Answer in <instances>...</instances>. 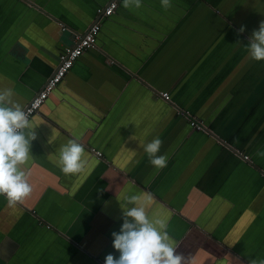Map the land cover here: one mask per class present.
Instances as JSON below:
<instances>
[{"label":"crops","instance_id":"obj_1","mask_svg":"<svg viewBox=\"0 0 264 264\" xmlns=\"http://www.w3.org/2000/svg\"><path fill=\"white\" fill-rule=\"evenodd\" d=\"M111 1L0 0V87L13 88L24 108L74 35ZM171 5L142 0L125 9L121 2L102 20L97 48L32 117L37 139L22 166L32 192L15 207L0 196V264L118 258L112 233L122 226L125 194L151 195L149 215L167 220L187 264L264 259V156L257 155L264 152V61L246 49L264 21V0ZM176 108L207 130L193 129ZM156 137L158 155L167 157L159 171L141 147ZM72 138L84 146L88 165L65 177L58 151Z\"/></svg>","mask_w":264,"mask_h":264},{"label":"clouds","instance_id":"obj_2","mask_svg":"<svg viewBox=\"0 0 264 264\" xmlns=\"http://www.w3.org/2000/svg\"><path fill=\"white\" fill-rule=\"evenodd\" d=\"M122 6L138 9L142 7V0H122ZM161 6L167 10L172 6L171 0H161ZM244 31L242 26L239 32ZM246 49L252 60L264 61V21L253 31ZM15 96L13 88L0 87V196L6 198L9 207L23 203L32 192L28 174L22 166L29 162L32 142L37 139L28 113ZM161 146L159 137L141 145L158 171L167 166V157L158 155ZM84 151L78 138L69 139L60 146L57 166L65 177L86 169L88 161ZM257 155L264 156V152L258 151ZM123 200V223L119 232L112 233L113 247L120 255L117 258L108 254L105 264H187L189 258L177 252L175 242L168 234L167 220L160 215H149L151 195L125 194ZM249 264H264V259H250Z\"/></svg>","mask_w":264,"mask_h":264},{"label":"built area","instance_id":"obj_3","mask_svg":"<svg viewBox=\"0 0 264 264\" xmlns=\"http://www.w3.org/2000/svg\"><path fill=\"white\" fill-rule=\"evenodd\" d=\"M122 0H112L104 7L97 11L98 20L84 33L75 34L73 43L63 49L59 56V65L54 74L47 81L45 86L36 96L24 107L31 120L49 99V97L57 90L60 84L66 79L69 72L74 67L75 63L89 50L96 49L98 38L102 29V20H106L117 12ZM65 31L66 28H63ZM158 95L167 103H172L171 95L168 92L160 91ZM178 114L186 116L189 120L191 127L197 131H206L207 128L204 122L195 119L191 116L190 112L176 108ZM93 153L98 159L103 158L102 152L93 150ZM236 154L241 157L245 162L252 163L250 156H247L242 151H237Z\"/></svg>","mask_w":264,"mask_h":264},{"label":"rangeland","instance_id":"obj_4","mask_svg":"<svg viewBox=\"0 0 264 264\" xmlns=\"http://www.w3.org/2000/svg\"><path fill=\"white\" fill-rule=\"evenodd\" d=\"M217 51L215 50V53H216Z\"/></svg>","mask_w":264,"mask_h":264}]
</instances>
